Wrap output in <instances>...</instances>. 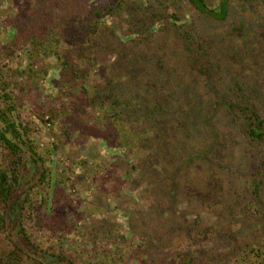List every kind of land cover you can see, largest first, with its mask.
Instances as JSON below:
<instances>
[{
  "label": "rangeland",
  "instance_id": "374dc122",
  "mask_svg": "<svg viewBox=\"0 0 264 264\" xmlns=\"http://www.w3.org/2000/svg\"><path fill=\"white\" fill-rule=\"evenodd\" d=\"M16 1L25 0H0V69L5 71L8 81L14 79V71L18 65L22 68L28 67V51L31 49L28 42L17 48L11 45L15 31L10 21L18 13L15 8ZM182 1L186 20H198L199 13L196 9L188 0ZM129 3L130 0H123L122 9L116 17H112L111 23L100 24L97 36L102 37L114 29L124 40L133 36L129 32L132 28L129 23ZM236 8L238 11L233 15V20L225 27L229 31H225L229 48L221 43L216 47L215 40L210 42L213 46L210 56H216L213 61L216 60L217 64L220 62L222 70L216 68L217 71L214 72V63L209 65L210 59L206 58L204 72L199 69L203 65L197 69L190 66V71L184 72L187 75L185 79L189 81V84L183 85L186 92L175 91L174 95L189 104L191 102L189 117L193 122H180V118H174L180 127L187 128L191 124L189 129L194 131L195 120L204 124L207 115L213 110L214 102L220 103L223 97L229 98L225 86L236 78L234 73L251 90L255 88L264 97V17L248 4L242 3ZM170 12L172 14L174 9L171 8ZM246 17L250 20L245 19ZM246 20L252 21L253 27ZM88 43L93 44L91 40ZM5 46L12 47L14 53L5 51ZM77 47L78 45L65 41L60 46L61 57L45 58L43 53H35L30 65L33 63L35 69L41 70L35 72L36 77L19 76L15 79L17 84L14 83L8 92L12 96H21L27 103L19 111V115L32 131L31 135L38 145L37 150L43 154L46 163L51 165L53 173L51 185L43 191L50 193L49 205L40 207V188L37 189L39 185L35 184L37 186L34 185L30 194L33 203L38 207L35 209L27 203L23 208L24 191L29 190L34 182L37 183L42 166H36L32 161L27 163L28 159L20 166L22 186L13 207L17 214L13 215L14 222L12 221L10 227L13 239L18 241V235L22 234L21 228L15 229L14 226L22 220V225L34 244L32 249L24 246L23 242H18L26 248V255L22 256L20 264H71L69 259L74 264H224L228 259L234 261L230 258L233 256L232 246L236 247L238 241H244L245 232L252 235L257 230L254 235L264 236V219L253 215L249 206L244 205L225 217L222 213L224 210L229 212L227 207H224L223 212L222 205L215 211L208 207L210 202L216 201L215 197L225 195L223 188L230 195L236 190L242 191L239 189L245 183V176L256 171L261 172L259 167L264 162V148L249 144L248 137L245 138L242 130L227 120V109L220 105L214 111L211 123L212 133L215 136L217 132L219 138L207 152V156L196 162L198 167H189L188 175L182 180L178 177L177 182L182 190L176 191L178 193L173 204L163 210L171 211L176 205L179 211L175 213L173 220L170 218L166 227L171 228L170 237L165 234V229L162 230L158 218L153 225V231L156 228L161 232L163 244L150 243L147 239L149 235H135L133 228L136 221H141L142 214H148L157 203L149 172L146 171L150 167L145 168L141 154L133 153L130 149L132 140L129 141L130 132L126 127L121 138L111 141L116 135L109 115L115 108H120L113 103L104 104L100 98L97 100L98 104L88 102V95L94 87L105 85V72L100 65L96 66L91 62L90 58L95 52L87 51L84 58H81V50ZM16 55L23 58L22 64ZM117 56L115 53L111 54L109 64L116 63ZM68 57L74 69L90 70L91 76L86 80L73 79L71 71L64 66ZM45 67L47 72L44 75L42 71ZM220 77L223 78L222 84L214 81ZM189 92L192 94L190 97ZM221 103L225 105L226 102L223 99ZM196 104L199 106L195 107ZM36 105L42 110L55 107L58 114L51 116L47 113L44 118ZM207 110L210 112L207 113ZM200 134L205 137L201 152L211 145L208 142L213 141L214 137L211 132L208 139L205 132L204 135ZM200 134L198 132V136ZM20 143L31 156L28 144ZM47 150H51L52 154H45ZM164 173L168 178L167 170ZM56 183L59 188L64 189L58 203L54 199ZM196 213H201L203 223L211 225L204 235L199 228L194 233V230L192 234L189 233L188 227L193 225L192 219ZM153 214L159 217V213ZM117 220L126 222L127 225L126 231L119 234L127 237L119 250L115 241L109 239L111 235H102L105 232L104 226ZM224 227L230 231L222 232ZM93 233L97 235L96 240H92ZM192 237L198 239L194 241ZM13 248L4 234L0 233V252H8ZM59 254L66 255L68 260L61 259Z\"/></svg>",
  "mask_w": 264,
  "mask_h": 264
},
{
  "label": "trees",
  "instance_id": "16d2710c",
  "mask_svg": "<svg viewBox=\"0 0 264 264\" xmlns=\"http://www.w3.org/2000/svg\"><path fill=\"white\" fill-rule=\"evenodd\" d=\"M20 2L18 1L15 5L18 13L10 21L15 31L11 45L17 48L21 47L20 45L24 42L30 44L29 64L24 68L18 65L12 81H8L5 71L0 69V149H2L0 151V233L4 234L5 239L14 246L13 250L0 252V264L21 263L22 256L26 255V248L20 246L19 241L28 248H34L27 229L22 225V220L14 226L15 229L21 228L22 234L18 235V241L13 239L10 227L17 214L13 207H15L14 204L22 186L20 166L26 163L27 159V163L32 161L36 166H42V171L37 183L34 182L29 190L24 191L22 207L24 208L25 204L29 203L37 209L38 206L33 203V197L30 194L35 184L39 185L37 189L40 188L38 191L41 195L40 207L48 206L50 203V193L47 194L46 191L43 193V191L51 185L53 180L51 165L46 163L43 154L37 150L38 145L31 135L32 131L23 123L19 115V111L23 110L27 103L22 100L21 96H12L8 93L14 83L17 84L16 78L26 75L36 77L35 72L41 70L35 69L33 63L30 65L35 53H43L45 58L61 57L60 46L65 41L78 45L81 58H84L87 51L95 52L90 59L96 66L100 65L105 72L103 77L105 85L100 84L94 87L88 95V102L98 104L97 100L100 98L104 104L113 103L120 108L119 110L115 108L109 115L116 135L111 141L121 138L126 127L130 132L129 141L132 140L130 149L133 153L141 154L145 168L150 167L146 171L149 172L153 196L156 197L157 203L148 214H142L141 221L134 222L135 228H133L135 235L141 234L142 237L149 235L147 239L150 243L163 244L161 232L156 228L153 231L157 218L162 230L165 229L167 232L165 234L170 237L171 228L166 227L169 225L170 218L173 220L178 210L176 205L171 211L163 210L173 204L177 193L182 190L177 179L179 177L182 180L185 175H188L189 167H198L196 162L207 156V152L212 149L219 138L217 132L214 136L211 131L212 116L218 105L227 109L226 114L229 116L227 120L242 130L245 138L248 137L249 144L264 148V97L255 88L251 90L248 84H244V81L240 80L241 78L235 73L236 78L225 86L229 97L221 99L222 101L224 99L225 105L221 103L222 101L220 103L215 101L212 110L208 107L209 105L205 104L212 112L209 113L210 110L209 112L207 110L209 114L204 124L194 119L195 130L193 131L189 129L191 124L183 128L174 119L180 118L182 120L180 122H193L189 117L191 102L189 104L174 95L175 91L186 92L183 85L189 84V81L185 79L187 75H184V72L190 71V66L197 69L201 65L203 66L199 69L204 72L206 58L210 59L209 65L214 63L212 66L214 72L217 71L216 68L222 70V64L220 62L217 64L216 60L213 61L216 56H210L213 52L210 42L215 40L216 47L221 43L229 48L230 43L225 33L229 31L225 27L238 11L236 6L242 3L248 4L256 8L264 17V0H188L199 13V19L193 22L186 20L182 0H130L128 4L131 12L129 23L132 28L129 32L133 36L129 40H124L115 29L104 33L102 37L97 36L100 24L111 23L112 17H116L122 9L123 0H25ZM171 8L174 9L172 14ZM245 19L250 20L247 17ZM247 23L253 27L252 21H247ZM262 28H264V21ZM90 40L93 42L92 45L88 43ZM205 46L206 49H204ZM4 49L9 53H14L12 47L5 46ZM114 53L118 55L116 63L109 64V56ZM16 57L22 64L23 58L18 55ZM69 58L64 62V66L65 69L71 71L68 72L71 73L73 79L86 80L91 76L90 70L74 69ZM42 72L45 75L47 68L45 67ZM221 80H223L222 77L214 81L222 84ZM191 95L189 92L188 96ZM198 106V104L195 105V107ZM35 107L41 110L43 117L47 113L51 116L58 114V109L55 107H50L48 110H42L39 105ZM198 132L203 135L205 132L206 139L210 132L214 137L213 141L208 142L211 145L201 152L202 140L205 137H201V134L198 136ZM20 142L28 144L31 156L21 147ZM144 152L147 154H143ZM44 153L52 154L51 150ZM262 164L259 169L264 171V162ZM166 170L168 178L164 173ZM261 172L256 171L250 176H245L242 189L237 188L242 191L236 190L235 195L224 192L223 188L222 192L225 195L215 197L216 201L210 202L208 207L215 211L218 210V206L222 205V212L224 207H227L229 212L224 210L222 213L225 217L246 205L249 206L251 209L249 211L253 215L264 219V173ZM57 186L58 183L54 191L56 203L59 202L64 191L63 188ZM153 212L159 213V217H155ZM202 220L201 213L194 214L193 225L188 227L190 234L192 230L194 233L198 228L202 229V235L208 229L210 230L211 225L203 223ZM126 228V222L117 220L104 226L105 232L102 235H111L109 239L115 241V246L119 250L121 243L127 240L125 235L119 236V234L126 231ZM142 229L146 231H140ZM226 231L230 230L224 227L222 232L226 233ZM256 231H253L252 235L245 232L244 241L236 242V247L232 246L233 256L230 258L234 261L228 259L224 261V264H235V262L236 264H264V236L257 237L254 235ZM113 232L115 233L112 235ZM96 236L93 233L92 240H96ZM192 238L194 241L198 239ZM258 238L261 239L258 240ZM58 256L68 260L66 255L59 254ZM68 261L74 264L73 260Z\"/></svg>",
  "mask_w": 264,
  "mask_h": 264
}]
</instances>
